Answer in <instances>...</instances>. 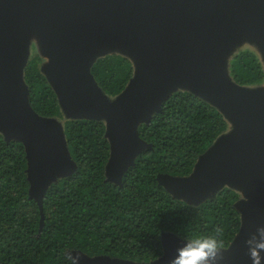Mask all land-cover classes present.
Returning <instances> with one entry per match:
<instances>
[{"label":"water","instance_id":"water-1","mask_svg":"<svg viewBox=\"0 0 264 264\" xmlns=\"http://www.w3.org/2000/svg\"><path fill=\"white\" fill-rule=\"evenodd\" d=\"M35 34L47 58L42 73L64 116L103 119L110 181L120 182L148 146L137 127L173 90L191 91L219 108L228 123L219 136L227 144L217 138L189 177L159 179L194 204L223 187L235 190L241 229L217 264H252L250 242L264 231V88L236 84L227 65L244 43L258 44L264 56V0H0V132L25 144L30 194L41 205L49 184L71 174L75 164L62 122L29 105L23 70ZM114 50L135 70L126 89L110 98L91 67ZM186 243L168 236L163 257L149 264H173ZM74 256L75 264H133Z\"/></svg>","mask_w":264,"mask_h":264},{"label":"trees","instance_id":"trees-1","mask_svg":"<svg viewBox=\"0 0 264 264\" xmlns=\"http://www.w3.org/2000/svg\"><path fill=\"white\" fill-rule=\"evenodd\" d=\"M42 57L33 54L23 70L31 108L63 124L75 170L51 182L41 205L30 194L27 150L22 141L0 132V264H72L78 251L149 264L163 257L168 236L187 242L193 235L219 234L221 250L241 229L239 194L223 187L194 204L173 195L159 177H189L228 123L219 108L188 90L175 89L149 122L137 127L148 146L122 174L110 181L111 145L102 119L64 116L58 96L42 73ZM130 58L110 53L98 57L91 74L99 88L114 97L134 77ZM238 85L262 81L256 54L240 50L230 62Z\"/></svg>","mask_w":264,"mask_h":264},{"label":"clouds","instance_id":"clouds-1","mask_svg":"<svg viewBox=\"0 0 264 264\" xmlns=\"http://www.w3.org/2000/svg\"><path fill=\"white\" fill-rule=\"evenodd\" d=\"M218 235L217 233L186 237L187 243L178 249V255L173 264H217V257L221 252ZM249 252L252 264H264V231L250 242ZM67 260L69 264H72L70 258Z\"/></svg>","mask_w":264,"mask_h":264},{"label":"rangeland","instance_id":"rangeland-1","mask_svg":"<svg viewBox=\"0 0 264 264\" xmlns=\"http://www.w3.org/2000/svg\"><path fill=\"white\" fill-rule=\"evenodd\" d=\"M243 49H249V50L253 51V52L256 54V56H257L259 62H260L261 65H262V69H263V71H264V56H263V52L261 51V47H260L258 44L254 45V46H250L249 44H245V43H244V44L240 45V47L234 49V51H232V53L230 54V57L228 58V65H227V67H228L229 74H230V62H231V59L233 58L234 55H236L240 50H243ZM28 52H29V53H28V58H29L31 55H33V54H38V55H40V56L42 57L43 62H46V61H47V58L44 57V56L42 55V53H41V45H40V41H39V39H38V37H37L36 34H35V35H32V36L29 38ZM111 52H117V51L114 50V51H111ZM117 53H118V52H117ZM179 87L182 88L181 86H179ZM252 87H255V88H257V87H259V88L262 87V88H264V77H263V79H262V81H261L260 83L255 84V85H252ZM109 97H110V96H109ZM110 98H112V97H110ZM102 120H103V119H102ZM228 135H229V136H232V133L229 132ZM220 137H221V136H219L218 139H220ZM219 142H223V144H224V143L227 144V141L224 140V139H220ZM219 144H220V143H219ZM58 178H59V177L57 176L55 179H58ZM76 254H80V253H75L74 255H76ZM74 257H75V256H74Z\"/></svg>","mask_w":264,"mask_h":264}]
</instances>
